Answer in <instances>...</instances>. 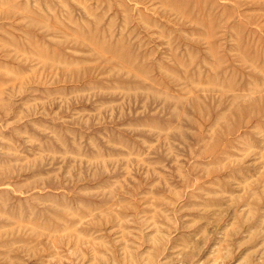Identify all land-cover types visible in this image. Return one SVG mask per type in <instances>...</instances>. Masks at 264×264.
<instances>
[{
  "label": "rangeland",
  "instance_id": "obj_1",
  "mask_svg": "<svg viewBox=\"0 0 264 264\" xmlns=\"http://www.w3.org/2000/svg\"><path fill=\"white\" fill-rule=\"evenodd\" d=\"M0 264H264V0H0Z\"/></svg>",
  "mask_w": 264,
  "mask_h": 264
}]
</instances>
